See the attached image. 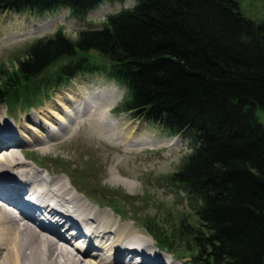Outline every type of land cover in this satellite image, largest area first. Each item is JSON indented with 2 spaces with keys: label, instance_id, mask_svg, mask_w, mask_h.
<instances>
[{
  "label": "trees",
  "instance_id": "obj_1",
  "mask_svg": "<svg viewBox=\"0 0 264 264\" xmlns=\"http://www.w3.org/2000/svg\"><path fill=\"white\" fill-rule=\"evenodd\" d=\"M104 1L117 0H0V11L86 15ZM135 1L75 39L60 30L34 42L16 70L0 69V102L35 98L41 80L22 87L53 68L45 88L104 71L127 89L122 110L191 141L169 180L192 212L176 219L162 206L134 219L175 254L186 237L180 257L192 264H264V20L248 17L240 0Z\"/></svg>",
  "mask_w": 264,
  "mask_h": 264
},
{
  "label": "rangeland",
  "instance_id": "obj_2",
  "mask_svg": "<svg viewBox=\"0 0 264 264\" xmlns=\"http://www.w3.org/2000/svg\"><path fill=\"white\" fill-rule=\"evenodd\" d=\"M240 3L248 17L259 21L264 20V0H240ZM129 5L131 2L126 0L105 2L86 16H75L69 10L64 9L43 17L29 13L0 12V69L3 68L10 72L16 70L19 61L26 55L27 49L41 37L51 36L56 30L62 29L70 38L74 39L81 29L92 27L93 24L100 27L106 16ZM92 60L99 65L107 64L106 60L97 53H92ZM56 69L53 68L50 74L23 86L21 92L32 90L35 83L40 80V86H42L45 79ZM46 86L47 91L42 96L44 98L42 103L30 108L22 103L16 111L14 110L13 116L10 115L11 113L9 114V111L7 112L5 104H0V122L9 130L6 132L8 135L15 133L19 136L22 127H27V125L34 130V132H25L28 137H35L37 133L39 134L38 131L44 128L42 127L43 121L53 113V109L49 106L59 105L61 95L63 97L74 92L86 98L87 102H93L97 105L100 100L97 101L93 95L110 90L118 94V99L116 96L117 100L113 101L110 107L112 108L111 115L118 117L115 120L122 136L114 142L102 145L107 143V141L105 142L106 138H102L99 134L96 135L97 132H92L96 126L94 120L100 112V107H98L88 113L91 124L88 129L84 128L79 135L75 133L74 137L72 134L69 135L70 139L54 141L56 143L51 142L50 148L44 150L42 148L45 140H40L38 144L32 142H26V145L19 144L18 148L13 149L16 155L13 159L20 160V162H25L23 159L36 163L38 161L40 168L44 170L45 167L49 168L48 170L54 175L72 182L80 192L82 191L81 193L88 196L84 195L85 197L97 204L104 205L101 208L110 210V213L107 211L108 214L118 224H134V227L141 231L151 243L160 247L149 232L139 223H136L134 217L137 216L142 219V223L146 217H156L155 213L160 211L162 206L171 207L176 219L179 218L182 211L186 214L192 212L186 191L182 189L181 185H176L169 180L170 175L182 165L186 156L191 152V141L185 137L170 135L160 126L120 111L121 103L127 95L126 90L108 78L104 71L77 76L72 83L60 89L57 86H48V83ZM51 95L53 96L50 99L45 98V96ZM61 103L64 104V102ZM101 105L103 104L101 103ZM122 118L125 119L123 122L121 121ZM260 118L264 122V112H260ZM33 121L37 122L38 125L34 124ZM111 121L114 120L111 119ZM46 127L52 130L50 126L46 125ZM90 129L91 133H88L87 131ZM124 134L132 135L134 142L126 143ZM24 138L27 139L25 136ZM58 142L59 145H56ZM4 146L2 145L0 152L3 150V152L9 153L10 150L5 151L4 148L7 147ZM114 178L129 182L132 187L129 183L128 186L116 182ZM111 203L121 204L122 211L125 213L124 216L119 215L117 213L119 211L115 207L113 208ZM170 229L172 230V228ZM187 241L186 237H177L175 240L177 253H170L173 260L184 262L178 257L182 253H186ZM142 243L145 244V242ZM154 252L169 257L166 250L157 251L154 248ZM188 262H190L189 259Z\"/></svg>",
  "mask_w": 264,
  "mask_h": 264
},
{
  "label": "bare ground",
  "instance_id": "obj_3",
  "mask_svg": "<svg viewBox=\"0 0 264 264\" xmlns=\"http://www.w3.org/2000/svg\"><path fill=\"white\" fill-rule=\"evenodd\" d=\"M116 96L118 99V94L110 90L95 94L93 97L100 100L95 105L74 92L63 97L61 95L59 105L49 106L53 113L43 121L44 128L41 131L45 134L37 130L40 133L35 137L25 134L34 132L28 125L22 127L19 136L15 133L8 135L6 132L9 130L0 122V148L2 145L10 146L5 149L10 150L9 153L0 152V264L191 263L173 260L169 252V257L154 252V248L162 250L151 243L134 224H118L108 214L110 210L101 208L72 182L54 175L49 168L41 171L29 161L13 159L16 156L13 149L21 144L26 145V142L38 144L40 140H45V144L42 143L44 150L50 148L51 142L70 139L71 134L73 137L79 135L91 124L88 113L98 107L100 112L94 120L96 126L92 132L106 138L107 143L102 144L100 140L102 145L120 139L122 135L118 123L116 120L111 121L109 113L112 112L111 103L117 100ZM124 120L121 119L122 122ZM87 132L91 133V129ZM132 137L124 134V141H130L128 144H131L134 142ZM114 180L127 185L129 183L119 178ZM75 239L81 242L71 243ZM124 255L134 256L137 260H126Z\"/></svg>",
  "mask_w": 264,
  "mask_h": 264
}]
</instances>
